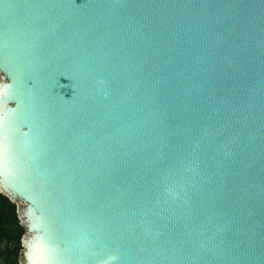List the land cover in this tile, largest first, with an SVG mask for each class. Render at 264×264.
Returning a JSON list of instances; mask_svg holds the SVG:
<instances>
[{
  "label": "water",
  "instance_id": "1",
  "mask_svg": "<svg viewBox=\"0 0 264 264\" xmlns=\"http://www.w3.org/2000/svg\"><path fill=\"white\" fill-rule=\"evenodd\" d=\"M0 194L20 264H264V0H0Z\"/></svg>",
  "mask_w": 264,
  "mask_h": 264
},
{
  "label": "trees",
  "instance_id": "2",
  "mask_svg": "<svg viewBox=\"0 0 264 264\" xmlns=\"http://www.w3.org/2000/svg\"><path fill=\"white\" fill-rule=\"evenodd\" d=\"M23 234L15 206L0 194V264H20L18 257Z\"/></svg>",
  "mask_w": 264,
  "mask_h": 264
}]
</instances>
